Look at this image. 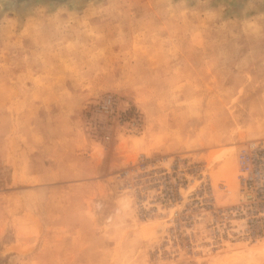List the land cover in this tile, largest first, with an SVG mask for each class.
I'll use <instances>...</instances> for the list:
<instances>
[{
	"label": "rangeland",
	"instance_id": "374dc122",
	"mask_svg": "<svg viewBox=\"0 0 264 264\" xmlns=\"http://www.w3.org/2000/svg\"><path fill=\"white\" fill-rule=\"evenodd\" d=\"M0 264H264V0H0Z\"/></svg>",
	"mask_w": 264,
	"mask_h": 264
},
{
	"label": "built area",
	"instance_id": "2783aa9c",
	"mask_svg": "<svg viewBox=\"0 0 264 264\" xmlns=\"http://www.w3.org/2000/svg\"><path fill=\"white\" fill-rule=\"evenodd\" d=\"M251 147H252V149H251V153H252V154L257 153V151H258V149H259V145H258L256 142H254V143H251ZM240 158H241V160H242L243 162H246L247 160H249V158H250V152H249V150H248L247 148L242 149V151H241V153H240ZM164 186H165V188H167V190H168L169 187H167V183H165ZM173 194H174L173 191H167V198H168V199H171V198H169V197L173 196ZM173 198H174V196H173Z\"/></svg>",
	"mask_w": 264,
	"mask_h": 264
}]
</instances>
